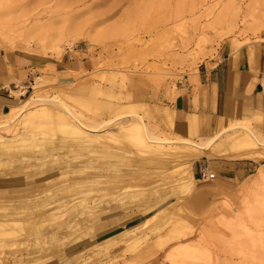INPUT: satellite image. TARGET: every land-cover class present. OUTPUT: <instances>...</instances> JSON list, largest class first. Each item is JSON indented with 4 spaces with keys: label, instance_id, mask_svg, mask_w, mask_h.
Segmentation results:
<instances>
[{
    "label": "rangeland",
    "instance_id": "rangeland-1",
    "mask_svg": "<svg viewBox=\"0 0 264 264\" xmlns=\"http://www.w3.org/2000/svg\"><path fill=\"white\" fill-rule=\"evenodd\" d=\"M263 30L264 0H0V54L25 48L92 60L64 82L45 68L10 91L7 105L66 91L62 100L78 120L113 119L95 134L67 115L47 123L41 107L8 125L0 109V264H264V148L247 152L236 140L243 132L225 133L213 143L214 157L211 148L197 157L177 141L199 133L179 135L160 97L217 60L225 45L231 53L250 47ZM130 115L173 143H134ZM251 117L259 120L244 121ZM234 119L264 137V116L227 120ZM222 144L235 157L222 154ZM217 158L245 159L244 175L222 182L208 170L215 177L201 178L199 164ZM163 193L148 207V196ZM117 196L122 203L108 209ZM160 204L141 227L83 247L98 225L141 222Z\"/></svg>",
    "mask_w": 264,
    "mask_h": 264
},
{
    "label": "crops",
    "instance_id": "crops-1",
    "mask_svg": "<svg viewBox=\"0 0 264 264\" xmlns=\"http://www.w3.org/2000/svg\"><path fill=\"white\" fill-rule=\"evenodd\" d=\"M219 54L217 60H208L203 64H199L195 75L191 76V78L188 75H183L181 80L176 81L173 84L175 93L172 99L170 97H172L174 91H172L170 86L167 93L161 92L162 95L160 97L163 103L174 111L175 130L179 135L186 136L187 133L194 134L198 132L199 139L212 138V136H215V134L225 128L229 129L232 126H237L233 125L234 122H243V120H227L229 118L234 116L241 117L248 113L264 116V30L259 34V41L252 43L250 47L243 45L236 50L234 49L231 53L227 44L225 48L222 47ZM91 64L92 60L89 58L77 60L73 58V55L64 54L59 59H54L31 52L25 48L14 49L7 54L2 53L0 54V109L4 107L7 113V108L17 106L7 105L8 101L11 100L9 92H16L13 89L19 84L26 88L30 81L35 76L40 75V72L45 68L51 70L47 76L53 77L55 82L58 83L69 79L71 72L85 69ZM173 111H168L167 117L169 116V121L174 120ZM258 120L259 118L251 117L244 121ZM217 124L218 126L220 125V129L213 135L206 137L209 132L215 129ZM56 131V133L63 132L67 135L73 134L72 130L67 128H60ZM253 132L256 133L255 131ZM225 133L226 135L230 134V131ZM183 139L188 140L187 138ZM198 140L192 141L198 142ZM214 144L212 143L211 149L209 148L210 150H208L212 157L217 151H211ZM220 147L222 154L226 153V150L228 151V149L225 150ZM228 153L230 157H235L229 151ZM248 156H254V154H249ZM198 169L199 171H213L217 178H220V181L226 182L229 179L240 178L244 175L246 160L240 158L207 159L206 164H199ZM147 194H150V192ZM147 194H144V196H147ZM165 195L166 193L160 196H148L149 198L146 200L147 203H150L148 207L153 205L157 198ZM140 197L142 196L135 197V199ZM118 198V196L115 198L118 202H111L112 204L106 205L108 209L112 205L114 206L115 203V205L122 203L119 202ZM166 204L156 205L148 211L147 209L140 211L141 213H148L160 206L153 212H149L150 214L141 222L134 223L129 220L123 225H98L97 235H93L92 238L88 237L89 239L85 240L83 247L93 246L94 243L97 244V242L110 239L124 233L126 230L141 227L145 221L155 213H158Z\"/></svg>",
    "mask_w": 264,
    "mask_h": 264
},
{
    "label": "bare ground",
    "instance_id": "bare-ground-1",
    "mask_svg": "<svg viewBox=\"0 0 264 264\" xmlns=\"http://www.w3.org/2000/svg\"><path fill=\"white\" fill-rule=\"evenodd\" d=\"M70 84L71 83H68V85H70ZM40 85H41V80L39 77H37L35 79L34 85H32L33 92L36 93V91L38 90ZM66 85H64L62 87L66 88L67 87ZM67 93L68 92H66V91H60L59 94H56L53 97H48V98H41V97L37 96V94H34L33 96L28 97L27 100H24L23 104L7 108L8 112L6 113V117H7L6 119H10V123L7 122L8 125L11 124L15 120H18L19 122L24 121L30 114L33 113L34 107H38V108L41 107L42 112H40V115H41L40 118L45 120L47 123L51 122V120H55V121L59 120V119H61L67 115L68 117H70V119L72 118L74 120V122L77 123V125L80 128H82L83 130L88 131V132H94V131H92V129H94V130L100 129L101 130L102 128H105L107 125L109 126L110 123L113 122V119H109L107 121H104L103 123H94V122L91 123L90 121H88V123L85 124V121H87V120L82 121V120H78L76 117H73L72 112L69 111L68 105L65 102H63V100H62L63 97L68 96ZM55 110L61 111V112H59V114H57V112H55ZM35 114H38V113H35ZM131 117H133L134 119H133V122L131 124V127H129V128H132V131L128 135L130 137L129 139H131V141H133L134 143H135V141L140 140L142 138L149 143H157V144H163V145L173 143V141L170 142L169 140H165L162 138L157 139L154 136V134H152V132H150L149 129L146 127L144 121L142 120V118L140 116L136 115V116H131ZM137 119L139 121H137ZM39 120L40 119H37V121H39ZM34 121H36V120H34ZM5 122H6V120H5ZM228 131H230L231 136H235V137H236V133L243 132V135L240 136L239 138L236 137V140L239 141L240 146L241 145H244V147L248 146L246 148L243 147L244 149L250 148L249 147L250 145L252 147L255 146V147H259V148H264V137L258 135L257 133H254L252 130H250L248 127H245V126H232L229 129H226L225 131L218 133V135H216L215 137H213L209 140H202L200 142H194V141H190V140H186V139H181V140H178L177 142L184 145V147L189 149L190 151L196 152L195 154L198 155L197 157H202L205 155L207 157V152H205V151L210 148L212 143H214L215 140L218 139V137H220L223 133L228 132ZM113 134H115V133H113ZM141 134H142V136H141ZM111 137H113V136H111ZM116 139H117V137L115 138V140ZM113 140H114V138H113ZM115 140H114V142H116ZM119 140H120V138H119ZM121 141L122 140H120V142ZM255 147H253V148H255ZM249 151H250V149H249ZM247 152H248V149H247ZM245 153H246V150H245ZM190 154H191V152H190ZM235 154H237V153H235ZM203 171H205V170H203ZM206 173H207V175L212 174V173H209L207 171H206ZM257 173H260V175H261V170L258 169ZM214 177H215V174L211 179H213ZM203 179H205V178H203ZM182 249L183 248H181L180 250H182ZM168 258L169 259L171 258L170 254L168 255Z\"/></svg>",
    "mask_w": 264,
    "mask_h": 264
},
{
    "label": "built area",
    "instance_id": "built-area-1",
    "mask_svg": "<svg viewBox=\"0 0 264 264\" xmlns=\"http://www.w3.org/2000/svg\"><path fill=\"white\" fill-rule=\"evenodd\" d=\"M199 175L201 178H205V179L210 180L214 176V173L207 175L206 171L201 170Z\"/></svg>",
    "mask_w": 264,
    "mask_h": 264
}]
</instances>
